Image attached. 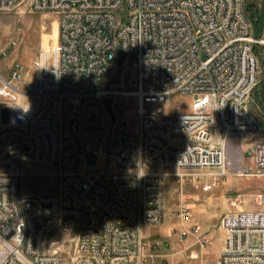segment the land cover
<instances>
[{
  "label": "built area",
  "instance_id": "2783aa9c",
  "mask_svg": "<svg viewBox=\"0 0 264 264\" xmlns=\"http://www.w3.org/2000/svg\"><path fill=\"white\" fill-rule=\"evenodd\" d=\"M22 3L57 13L59 29L31 80L22 82L18 62L0 77L9 117L0 128V264H199L198 253L183 263L155 251L160 242L146 241L144 228L164 219L166 176L205 170L203 191L229 173L264 176V130L247 106L264 34L255 35L246 0H0V10ZM176 96L190 99L166 109ZM88 152L98 159L90 172ZM23 164L56 167L57 192H23ZM221 225L224 242L206 264H264V209L227 212Z\"/></svg>",
  "mask_w": 264,
  "mask_h": 264
},
{
  "label": "rangeland",
  "instance_id": "374dc122",
  "mask_svg": "<svg viewBox=\"0 0 264 264\" xmlns=\"http://www.w3.org/2000/svg\"><path fill=\"white\" fill-rule=\"evenodd\" d=\"M246 4H253L251 8L254 10L264 9V0H246ZM247 12L250 16V10ZM261 27L259 31L254 29L256 36L264 34V25ZM58 29V15L53 11L33 10L24 3L11 10H0V77L8 78L11 68L18 62L23 70L22 82L31 80L36 73L35 59L43 47H51L57 43ZM254 47L259 58V69L257 82L251 91L247 106L264 130V43H256ZM189 99V96H176L166 105V109H173L179 102L186 104ZM185 104L184 108L187 107ZM137 106V99L129 98L127 107L131 132L137 129ZM8 120L7 109L0 98V128L5 126ZM171 136L173 139L179 138L176 134ZM97 162V156L88 152L87 171H94L93 166ZM250 163L247 160L245 165ZM22 167L19 187L23 192L36 195L57 192L60 175L56 167L44 168L28 164H23ZM183 171V177H165L164 219L158 225L144 228L145 240H158L160 243L154 248L155 251L174 252L175 259L183 263L190 261L192 253H198L195 261L206 264L216 259V245L224 238L221 218L225 213L240 209H264V202H259V194L264 193V176L229 173L220 177L214 189L203 191L201 184L209 177L205 170ZM90 177L94 178L95 173L91 172ZM180 192L189 196L191 209L190 214L186 216H182L180 212ZM35 210L33 203L29 211ZM195 224L201 226L204 237L194 232ZM63 248L66 250V261L70 263L72 243Z\"/></svg>",
  "mask_w": 264,
  "mask_h": 264
},
{
  "label": "trees",
  "instance_id": "16d2710c",
  "mask_svg": "<svg viewBox=\"0 0 264 264\" xmlns=\"http://www.w3.org/2000/svg\"><path fill=\"white\" fill-rule=\"evenodd\" d=\"M253 5V4H252ZM252 5H247V11L250 10V19L253 21L254 29L257 31L261 30V26L264 25V9L257 10L252 9Z\"/></svg>",
  "mask_w": 264,
  "mask_h": 264
},
{
  "label": "crops",
  "instance_id": "0c3cea01",
  "mask_svg": "<svg viewBox=\"0 0 264 264\" xmlns=\"http://www.w3.org/2000/svg\"><path fill=\"white\" fill-rule=\"evenodd\" d=\"M223 242H224V238H221V240L218 241V243L216 245V249H215L216 258L218 257V254H219V251H220V248H221Z\"/></svg>",
  "mask_w": 264,
  "mask_h": 264
},
{
  "label": "clouds",
  "instance_id": "9594fccd",
  "mask_svg": "<svg viewBox=\"0 0 264 264\" xmlns=\"http://www.w3.org/2000/svg\"><path fill=\"white\" fill-rule=\"evenodd\" d=\"M140 176L142 177L143 176V173H140Z\"/></svg>",
  "mask_w": 264,
  "mask_h": 264
}]
</instances>
